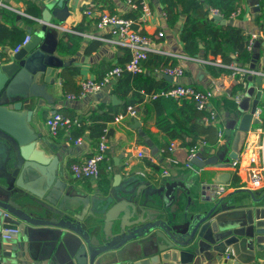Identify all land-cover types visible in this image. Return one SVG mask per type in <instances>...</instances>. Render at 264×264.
Listing matches in <instances>:
<instances>
[{"label":"water","instance_id":"water-1","mask_svg":"<svg viewBox=\"0 0 264 264\" xmlns=\"http://www.w3.org/2000/svg\"><path fill=\"white\" fill-rule=\"evenodd\" d=\"M70 1L57 0L56 7L47 8L41 30L30 31L28 42L0 65V259L5 264H209L219 263L231 249L236 264L256 261L264 253V195L256 198L250 188H236L198 206L187 185L157 188L132 176L120 189L86 191L62 178V157L46 152L57 150L55 141L32 123L52 102L49 89L58 70L85 58L58 55L59 28ZM214 18L227 23L221 15ZM258 53L254 50L252 67ZM261 98V89L248 87L232 116L239 121L236 138L260 123L254 112ZM237 152L227 142L193 164H224ZM230 176L218 173L214 182H227ZM242 192L250 193L251 206L228 200ZM122 201L129 209L120 213Z\"/></svg>","mask_w":264,"mask_h":264},{"label":"crops","instance_id":"crops-1","mask_svg":"<svg viewBox=\"0 0 264 264\" xmlns=\"http://www.w3.org/2000/svg\"><path fill=\"white\" fill-rule=\"evenodd\" d=\"M56 1L57 0H0V48L3 52L4 63L11 61V57L16 51L15 48L23 43L30 31L34 33L41 30L44 12L47 8L53 9L56 7ZM71 2L72 6L70 7L69 15L66 20L60 24L59 42L62 38V34L67 32L81 36L82 41L78 50L74 53L63 54L59 45L58 55L66 57L77 54L85 58H83V60L79 59L70 66L58 70L55 85L49 89L54 94L52 102L47 104L46 108H44L41 113L36 114L35 117L38 121H34L32 126L36 131L55 141L57 150L48 148L46 152L50 157H54L56 153L62 157V162L59 167L65 170L62 178L66 181L70 180L71 182L79 184L86 191H93L96 189L95 187L100 188V176L98 179L78 178L73 174L71 164L74 162H82L88 156L92 155L97 148L100 138H98V136L96 137V134H93L89 129L85 131V134L81 135L82 141L78 144L74 141L77 137L73 135L72 131L71 135L73 139H70V131L66 129H61L57 135H53L47 125V118L54 113V111H59L74 117H85L86 120L83 125L89 126L94 122V120L90 118L94 111H98L99 115L105 114L107 111L112 114L110 110V106L112 105H118L121 110L119 112L125 111V109L123 110L125 101L111 92L112 84L82 98L69 99L67 96L70 93H78L82 79L87 77L99 79L112 64L124 63L130 59V48L119 46L114 42L115 36L110 32V27L103 29L98 28L97 20L101 12L115 13L123 17H132L135 19V28L152 37L153 51L150 52V54L152 53L159 57L168 58L167 65H172L173 61L176 60L177 65L183 67V76L180 78L173 77V79L167 78L171 85L179 82L194 85L199 89H205L218 82L224 84L225 90L219 93L217 97L222 96V98H226L230 96L233 98L232 91L236 84L229 70L223 72L218 77H214L206 64L191 58L187 59L177 56L185 55L182 42L179 38L185 15L183 14L181 16L180 22L177 23L175 27L169 26L167 23L168 16L164 11L163 4L160 3L159 0H149L150 14L144 15L143 9L141 8V14L137 18L134 17L137 4L133 6L128 3L127 0H71L70 4ZM255 3L256 0L244 3L243 13L233 20L227 19V23L228 21H232L231 23L244 28L246 31L257 29L254 22L257 12V8L254 5ZM140 5L142 7L141 0ZM87 7L93 9L92 15L85 12ZM45 16L50 17L48 13H45ZM51 19V21H57L54 16H52ZM160 31L164 32L163 36L158 34ZM98 42H101V44L98 48H95ZM256 49L259 51V57L256 58L255 67L263 68L264 45L263 47L256 46L255 50ZM197 57L203 56L199 54ZM148 59L149 57L143 62V72L151 74L154 77L155 86L163 85L164 83L161 77L165 75L158 73L160 67H155L153 70H150L149 66L146 65ZM215 59L225 63H230L233 60L236 61V59L233 58V52H231V59L229 61H224L223 57L220 55L215 57L214 60ZM246 62L248 61H245V63ZM249 62L252 64L253 59L249 60ZM247 82L248 87L254 86L256 89H260L264 84V79L262 77H252L249 78ZM114 95L117 97L116 104L113 101ZM214 99L213 104L220 113L219 124L224 127L226 133L224 132L223 139L220 140L216 131L218 125L202 122L201 117L204 112L198 110L201 116L197 121L200 125H203V130L207 128V130L212 131L209 137L210 141L208 138H205L206 133H201L198 136L199 140L197 142L202 141V139L207 140V145L203 148L204 153L202 152V154L209 157L221 149L227 142H231V150H237V153L243 151V148L248 142H251V147L257 146L262 140V133L259 130L261 126H256L258 123H252L250 131H245L242 133L241 138H236L239 134V121L235 122L232 116L238 114V103L235 101V98L233 99L234 101L230 99L231 104H228L227 100H224V103H222L221 98H218L215 104ZM154 100L156 99L144 97L142 102L133 104L137 106L138 114L135 116L127 115L121 121H116L115 119L108 121L98 117L99 119H97L96 123L106 124L109 128L108 155L113 159V162H111V159L110 162L106 161L102 171V174L103 172L108 174L111 173L109 186L107 189L101 188L103 191H109L114 188L120 189L121 186H126L130 181L129 179L133 176L137 177L140 182L147 181L157 188H160L161 185H168L171 187L172 184H175L177 188L179 186L185 188V185H187L191 189V193H193L194 200L198 206H206L209 203H213V201L210 200L218 199L211 196L209 185L215 183L214 179L218 173L225 171L230 172L231 176L227 182H221L229 184V189L221 197L228 195L236 188L242 187L252 189L255 192L256 198L264 195V185L260 187H251L247 181V172L243 170L235 171L231 164L232 160L224 164H220L221 162H219L217 164H207L205 166L196 164L190 167L187 166L186 157L189 146H186L181 138H172L174 130L168 132L158 125L159 117L162 120V125L169 129L175 124V118L183 117L187 119L188 114L184 111V109L186 110L187 108L183 105V100L187 99H176L177 102L165 99L163 100L164 103H155ZM232 101L233 103H237L236 108L234 107L235 109L233 108ZM263 101L264 96H262L259 102L261 107ZM179 128L181 129V134H186L188 132L184 121L183 126H179ZM228 129L231 130L230 136L227 134ZM172 143L178 145L176 150L169 149ZM206 150L207 153H205ZM139 151L143 152L142 156L138 154ZM109 164H112L111 169L108 168ZM118 174H121V179ZM115 176H118L117 179H115ZM114 183L116 185H114ZM162 191L165 193V190ZM176 196L177 192L174 190L173 197ZM204 196H207L208 199H205ZM181 197L186 201L184 193H181ZM228 200L231 203L243 202L245 205L249 206L253 204L251 195L248 192L232 195ZM120 203L119 205H121V207L118 210L120 213L129 209L126 203L123 201ZM166 205L164 204V206ZM227 253L230 254L229 259L226 258ZM209 264H236V260L231 249H227L219 263L212 262ZM251 264H264V253L259 254L257 260Z\"/></svg>","mask_w":264,"mask_h":264},{"label":"built area","instance_id":"built-area-1","mask_svg":"<svg viewBox=\"0 0 264 264\" xmlns=\"http://www.w3.org/2000/svg\"><path fill=\"white\" fill-rule=\"evenodd\" d=\"M133 6H136L134 0H127ZM142 9L144 15L150 14V3L149 0H141ZM257 8L259 6L258 0L254 4ZM209 12L211 15H221L226 21L227 19L233 20L238 15L243 13V6L241 5L236 10L231 11L228 17H225L224 13L217 7H209ZM85 12L89 15L93 14V9L87 7ZM135 19L123 17L115 13L101 12L98 16L97 26L100 29L110 27V32L115 36V43L119 46L128 47L131 50V57L127 63L124 65H116L109 68L102 77L96 78H84L80 82V90L78 93L68 94L69 99L82 98L90 93L101 90L102 88L111 85L116 81L125 71H129L133 74L143 72V62L149 57L150 52L153 51L152 47V37L148 34L140 32L135 28ZM160 36L164 35L163 31L158 33ZM245 34L248 37V41L245 45V49L252 52L258 44V40L264 41V32L257 28L255 30L246 31ZM30 35H27L23 43L19 44L15 49L18 50L23 44L28 42ZM180 58H191L202 62L204 64H211L226 68L232 74L235 80V84L240 81H245L252 77H262L264 79V69L252 67L251 62L240 61L241 52L236 50L233 52V60L230 63H225L222 61H217L214 58H204V57H189L186 55H177ZM4 63V57L2 49L0 48V65ZM158 73L162 75H171L175 78H180L184 74V69L180 65H167L160 67ZM239 92L234 98L237 103H239L245 95V91ZM262 96H264V84L260 88ZM225 90V86L222 83H214L211 87L205 89H199L191 84L176 83L167 88H162L158 91L146 92L142 90V93L146 98L157 99V98H176V99H187L193 101L197 109L203 111L201 121L208 124H217V133L219 139H223L224 127L219 124L220 113L213 104V99L217 95ZM263 109L258 105L254 112V117L259 118L261 122ZM138 114L136 105H128L125 111L118 113L115 116L116 121H121L127 115L135 116ZM82 121L79 117H71L65 115L62 112L56 111L52 113L47 118V125L50 132L53 135H57L61 129H66L70 131L69 137L73 139L71 131L76 126H81ZM262 133L261 142L255 146L251 147V142L243 148V151L237 154V157L232 160V167L235 171L243 170L247 172V181L251 187H260L264 185V125L259 128ZM250 131V130H249ZM75 143H80L82 141V136H78L74 139ZM207 145V140L202 139L198 144L192 146L188 150L186 157V165L192 166L193 160L195 158H200L203 148ZM178 145L172 143L169 146L170 150H176ZM109 151V128L106 127L100 136L97 148L94 153L88 156L82 162H74L71 164V170L73 174L78 178H91L98 179L101 174V163L110 162V157L108 155ZM260 151V152H259ZM140 156L143 155L142 151H139ZM173 160V159H172ZM109 169L112 168V164H109ZM140 173V172H139ZM142 174V173H140ZM229 189L228 183H213L209 185V192L211 196L219 198L224 195ZM226 258H230V254H226ZM0 264H5V262L0 259Z\"/></svg>","mask_w":264,"mask_h":264},{"label":"trees","instance_id":"trees-1","mask_svg":"<svg viewBox=\"0 0 264 264\" xmlns=\"http://www.w3.org/2000/svg\"><path fill=\"white\" fill-rule=\"evenodd\" d=\"M137 4V9L134 12V17L137 18L142 11V7L140 5V0H134ZM160 3L164 6V11L167 14V23L171 27H175L177 23L180 22L181 16L184 14V24L180 30L179 38L183 45V51L186 56L189 57H197L200 53L203 54L204 58L209 57H223L224 61H229L231 59V52L239 50L241 52L240 61H249L254 58V51L250 52L245 49V45L248 41V37L245 34L246 30L238 25L233 23L223 24L219 20L215 19L213 15L209 12V7H217L219 8L225 15L228 17L231 11L236 10L244 3L250 2L251 0H159ZM257 1V0H256ZM259 6L257 7L256 16L254 18L255 26L260 28L264 32V0H258ZM132 18V17H131ZM59 45L61 52L64 53H74L78 50L79 45L81 44L82 38L79 35L64 33L61 36ZM101 42L97 43L95 48H98ZM259 47H263L264 41L258 40ZM94 49V48H93ZM95 50V49H94ZM131 57V56H130ZM124 63L112 64L109 68H112L116 65H124ZM168 58L159 57L155 54H150L149 59L146 61V65L149 66L150 70H153L155 67L167 66ZM172 65H177L176 60L173 61ZM209 71L214 77L220 76L223 72H226L228 69L206 64ZM108 68V69H109ZM107 69V70H108ZM264 69V67H263ZM106 72V71H105ZM104 72V73H105ZM103 74L101 75V77ZM163 81V85L155 86V79L151 74L146 72L133 74L129 71H125L122 76H120L116 81L112 83L111 92L115 94L118 98H121L125 101L124 109L127 108L128 105H133L136 103H140L144 100L145 95L142 93V90L146 92L158 91L162 88L170 87L171 84L168 79L163 76L161 77ZM248 80V79H247ZM247 80L240 81L236 83L232 91L233 98L226 97H216L214 99L215 104L218 101V98H221L222 103L224 100H227L228 104H231L230 99H234V97L241 91L246 89ZM170 99L174 102H177L174 98H158L154 100V102L164 103L163 100ZM234 101V100H233ZM232 101V103H233ZM237 103H233V108H236ZM183 105L187 108L184 111L188 114L187 119L183 117L175 118V124L169 128L162 125V120L158 118V125L163 128V130L170 132L174 130L172 134V138H181L186 146L192 147L194 144H198L199 134H205V138H208L212 134V131L203 130L197 119L201 116L200 111L196 108V105L193 101L183 100ZM262 105V122L258 123L256 126L264 125V101L261 103ZM120 107L118 105L110 106V110L112 114L107 111L105 114L99 115L98 111H94L91 115V119L94 122L89 125H83L86 120L85 117H80L83 122L81 126H76L73 128L72 133L75 137L81 136L85 134V131L89 129L93 134H96V137L100 138L104 129L107 127L106 124L96 123L98 117H101L105 120H112L114 116H116ZM234 108V109H235ZM233 110V109H232ZM66 115V114H65ZM70 116V114H67ZM71 117H74L71 115ZM164 119V116H163ZM186 125V130L188 131L186 134H181V129L179 126ZM217 131V130H216ZM91 133V134H92ZM226 133V131H225ZM210 141V140H209ZM204 151V149H203ZM204 153V152H203ZM207 153V150L205 151ZM111 162H113V159ZM106 162L101 163V174L104 169V165ZM111 179V173L103 172L99 178V186L102 189H107L109 186V181Z\"/></svg>","mask_w":264,"mask_h":264}]
</instances>
